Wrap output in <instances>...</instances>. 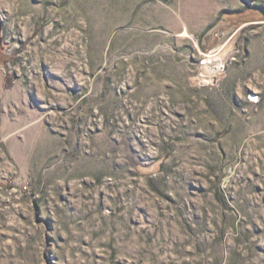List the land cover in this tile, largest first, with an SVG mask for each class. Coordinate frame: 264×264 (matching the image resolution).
Here are the masks:
<instances>
[{"label": "rangeland", "instance_id": "1", "mask_svg": "<svg viewBox=\"0 0 264 264\" xmlns=\"http://www.w3.org/2000/svg\"><path fill=\"white\" fill-rule=\"evenodd\" d=\"M0 264H264V0H0Z\"/></svg>", "mask_w": 264, "mask_h": 264}]
</instances>
